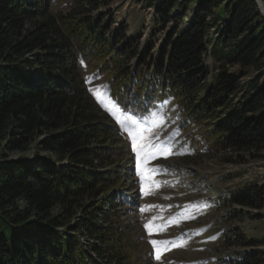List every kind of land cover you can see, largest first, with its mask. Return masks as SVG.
Masks as SVG:
<instances>
[{"label":"trees","instance_id":"1","mask_svg":"<svg viewBox=\"0 0 264 264\" xmlns=\"http://www.w3.org/2000/svg\"><path fill=\"white\" fill-rule=\"evenodd\" d=\"M78 1L90 3L52 13V0H0V137L7 136V150L25 151L46 134L37 144L46 155H0V264H139L127 250L121 215L110 209L121 177L102 171L111 149L97 142L111 119L90 98L81 57L107 77L123 111L143 115L176 100L183 130H200L191 137L197 149L239 161L264 154V16L255 0H159L156 22L172 29L155 78L139 76L132 57L123 63L115 38L90 25L87 14L113 0ZM209 56L217 62L210 84ZM252 71L251 85L236 99ZM84 193L93 196L78 216L75 204ZM263 197L264 186L255 185L230 200L252 206ZM257 259L251 252L234 264Z\"/></svg>","mask_w":264,"mask_h":264},{"label":"rangeland","instance_id":"2","mask_svg":"<svg viewBox=\"0 0 264 264\" xmlns=\"http://www.w3.org/2000/svg\"><path fill=\"white\" fill-rule=\"evenodd\" d=\"M89 3L52 0L50 12L79 11ZM158 4L159 0L154 4H150V0H113L110 5L87 14L90 25L97 32L104 33L107 39L115 38V44L123 48V63L132 57L131 68L147 78H155L158 74L156 61L158 64L161 46L172 29V24L163 29L156 22L155 5ZM189 20L188 17L185 26ZM211 32V37L216 38L217 30L213 28ZM73 49L76 50L74 46ZM207 59L210 71L207 83L210 84L217 71V62L211 56ZM78 70L96 109L111 119L107 121L108 132L100 136L97 145L111 149L105 153L110 158L102 171H113L116 178L121 177L119 183L112 186L120 196L113 200L110 209H117L121 215L125 227L123 239L134 259L139 264H234L235 259L256 252L258 259L254 263L264 264V197L252 206L230 200L232 194L243 189L264 186V154L239 161L235 154L197 149L191 137L193 133L198 135L200 130L194 127L185 132L181 107L176 100H168L141 116L127 112L129 116L135 115L147 129L140 143L171 146V154H159L144 163V154L137 157L129 133L121 127L120 119L125 111L111 97L107 77L93 71L82 57ZM255 74L252 71L242 79L243 90L236 99L251 85ZM45 136V133L38 135L25 151L7 150L8 138L1 136L0 155L6 154L9 160L46 155L37 145ZM61 163L67 164L68 160ZM92 196L84 193L78 198L75 204L78 216L81 205ZM149 222L158 229L152 235L145 229ZM84 239L95 241L88 236ZM152 240L172 241L176 246L161 245L157 259ZM165 247L168 250H164Z\"/></svg>","mask_w":264,"mask_h":264},{"label":"snow or ice","instance_id":"3","mask_svg":"<svg viewBox=\"0 0 264 264\" xmlns=\"http://www.w3.org/2000/svg\"><path fill=\"white\" fill-rule=\"evenodd\" d=\"M127 109H125V115L123 119H120L121 127H123L128 133L131 138L133 150L137 152V157L139 158L141 156V153H143V162L147 163L149 159L155 158L159 154H171L170 153V145H152L151 142L148 143H140L143 141L144 138V132L147 131V129L144 128L142 121L138 120L135 115L129 116L127 115ZM155 123V122H154ZM171 139V137H170ZM145 149H149L148 151H145ZM183 154V153H179ZM153 171V170H149ZM143 176V173H141ZM142 190H144L142 188ZM155 219V218H154ZM145 229L148 231L149 235H152L154 231H157L158 229H155L152 222H149L148 224H145ZM152 243L154 249L156 250V258L159 259L160 256V246H167L172 244L173 246H176L173 244L172 241H156L152 240L150 241ZM164 250H168L167 247H165Z\"/></svg>","mask_w":264,"mask_h":264},{"label":"water","instance_id":"4","mask_svg":"<svg viewBox=\"0 0 264 264\" xmlns=\"http://www.w3.org/2000/svg\"><path fill=\"white\" fill-rule=\"evenodd\" d=\"M255 1L259 4L260 11L264 16V2H263V0H255Z\"/></svg>","mask_w":264,"mask_h":264},{"label":"bare ground","instance_id":"5","mask_svg":"<svg viewBox=\"0 0 264 264\" xmlns=\"http://www.w3.org/2000/svg\"><path fill=\"white\" fill-rule=\"evenodd\" d=\"M263 2H264V0H263Z\"/></svg>","mask_w":264,"mask_h":264}]
</instances>
